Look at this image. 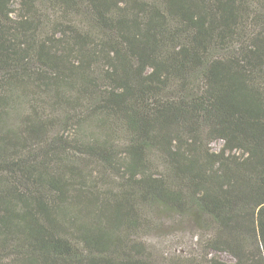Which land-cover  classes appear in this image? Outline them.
Listing matches in <instances>:
<instances>
[{"label": "trees", "instance_id": "16d2710c", "mask_svg": "<svg viewBox=\"0 0 264 264\" xmlns=\"http://www.w3.org/2000/svg\"><path fill=\"white\" fill-rule=\"evenodd\" d=\"M165 220L264 264V0H0V264H161Z\"/></svg>", "mask_w": 264, "mask_h": 264}, {"label": "rangeland", "instance_id": "374dc122", "mask_svg": "<svg viewBox=\"0 0 264 264\" xmlns=\"http://www.w3.org/2000/svg\"><path fill=\"white\" fill-rule=\"evenodd\" d=\"M14 6H17V3H14ZM227 51H231V48L216 50L218 56ZM221 145L222 141L216 140L210 146L217 151ZM163 223L160 229H153L144 236L155 255L162 259L161 264H168V261L172 258L184 257L197 250L196 237H193L192 230L187 226V223L181 222L173 225L167 220ZM218 256L225 261L232 260V257L226 253H219Z\"/></svg>", "mask_w": 264, "mask_h": 264}]
</instances>
